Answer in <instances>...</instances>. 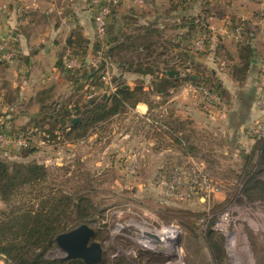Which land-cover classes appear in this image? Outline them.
I'll return each instance as SVG.
<instances>
[{
	"label": "crops",
	"instance_id": "crops-1",
	"mask_svg": "<svg viewBox=\"0 0 264 264\" xmlns=\"http://www.w3.org/2000/svg\"><path fill=\"white\" fill-rule=\"evenodd\" d=\"M239 17L245 18L244 36L237 41L230 34ZM203 32L208 35L207 44L197 52L193 43ZM0 37L9 38L16 51L10 63L0 64V130L6 134L32 131L37 144L44 143V131L34 126L42 116L50 120L44 110L84 107L89 97L116 88L110 79L117 78L130 89L141 86L152 104L136 103L127 111L135 116L127 115L118 124L135 123L139 118L146 121L160 109L165 120L186 122L184 132L192 136L199 132L220 142L228 138L238 142L236 147L244 152L253 149L255 140L246 128L261 117L255 100L264 88L262 3L123 0L108 20L106 76L91 66L96 42L90 0H0ZM243 39L251 54L244 59V74L237 78V69L243 67ZM65 57L75 59L80 66L63 71ZM170 69L177 70L179 76H168ZM92 71L97 76L89 78ZM186 71L196 78H185L182 73ZM207 72L222 91L221 106L205 103L191 81ZM155 77L170 79V86L159 94L154 92ZM74 116L78 115H71V119ZM145 121V127L149 126ZM59 131L54 130L56 139ZM68 131L66 126L63 133ZM123 135L128 136V132ZM142 136L151 145L148 129ZM69 141L75 140L68 139L66 144ZM10 151L16 148H0V153Z\"/></svg>",
	"mask_w": 264,
	"mask_h": 264
},
{
	"label": "rangeland",
	"instance_id": "rangeland-1",
	"mask_svg": "<svg viewBox=\"0 0 264 264\" xmlns=\"http://www.w3.org/2000/svg\"><path fill=\"white\" fill-rule=\"evenodd\" d=\"M109 93L105 89L95 97ZM160 111L146 121L121 125L118 121L128 112L112 115L68 144L65 132L54 128L60 138L47 136L40 145L34 139L33 151L0 153L2 160L41 166L34 181L8 201L0 198V218H8L12 207L32 212L43 208L44 213L58 212L53 225L62 232L84 219L94 229L91 240L102 247L95 264H264V201H248L240 186L257 155L249 161L252 149L244 152L236 147L238 142L208 139L199 132L188 141L192 147L184 155L166 133ZM49 121L40 118L35 124L48 131L53 127ZM146 128L151 145L142 136ZM175 166H182L185 176L205 172L217 191L192 200L168 196L157 179L168 178ZM258 178L264 181V172ZM44 255L62 259L64 253L55 242Z\"/></svg>",
	"mask_w": 264,
	"mask_h": 264
},
{
	"label": "trees",
	"instance_id": "trees-1",
	"mask_svg": "<svg viewBox=\"0 0 264 264\" xmlns=\"http://www.w3.org/2000/svg\"><path fill=\"white\" fill-rule=\"evenodd\" d=\"M242 36H244L243 30ZM246 38L244 37V39ZM244 39L240 45V58L243 67L237 69V74H235L237 78H241L244 74V59H247L251 54V48L249 44L244 45ZM106 52L109 56L108 49ZM87 76L94 78L97 75L93 72ZM169 80L166 77H155L152 80L154 92L159 94L164 91L171 84ZM112 81L116 83L115 91L107 94L106 97L99 96L89 99L84 107H74L73 109L62 107L56 110H44L50 121L52 120L51 123H53V127L49 128L48 131L36 124L34 126L38 130L44 131L48 137H54L55 129L63 132L65 127L68 126L69 131L65 133L66 137L76 140L78 137L84 136L95 123L104 121L115 114L126 113L138 102H145L149 107L152 106L148 93L141 86L137 85L130 89L128 86H123V83L117 78H113ZM191 81L194 85L207 86L223 97L219 84L211 80L209 72L201 74L198 79ZM87 105L89 108L86 107ZM71 115H78L80 121L71 124ZM43 118L44 116H42ZM162 124L166 126L168 136L176 141L182 149V153L184 155L188 154L189 149L192 147V145H188V141L193 136L191 132H184L187 123L177 120H165ZM48 137H43V139L49 140ZM32 147L33 144L23 149L33 151ZM254 154L257 155L255 165L249 163L240 179L241 192L248 201H264V181L258 178V174L264 172V139L255 141L251 155L248 158L249 161L254 157ZM40 170L41 166L35 162H9L0 159V198L8 201L11 195L19 192L21 186L34 181L37 176L35 173ZM9 213L7 214L8 218L4 220L0 218V253L5 254L15 264H86L79 258L62 260L60 258L45 257L46 248L55 246V236L62 233L58 228L59 225H53V222L58 220V215H56L58 212L44 213L43 208L32 212L29 209L12 207ZM82 220L84 219L79 220L80 224L84 223ZM2 242L5 244H2ZM209 245L214 247L212 242H209ZM39 247H42V249L37 251L36 249Z\"/></svg>",
	"mask_w": 264,
	"mask_h": 264
},
{
	"label": "built area",
	"instance_id": "built-area-1",
	"mask_svg": "<svg viewBox=\"0 0 264 264\" xmlns=\"http://www.w3.org/2000/svg\"><path fill=\"white\" fill-rule=\"evenodd\" d=\"M91 7L93 9V25L96 48L94 50V56L91 61V66L97 68L100 74H109V63L107 55V29L108 20L113 9L118 6L123 0H90ZM259 2L264 5V0H248ZM18 10H21L19 8ZM245 22L244 17H239L233 26L230 36L239 41L242 38L243 24ZM208 35L206 32L201 33L193 43L195 51L199 52L204 50L207 44ZM16 56L15 49L12 48L10 39L6 37H0V64L10 63ZM77 66H80L75 59L65 57L62 61L63 71H72ZM187 76H190V72H184ZM196 90L200 93L203 101L207 104L221 106L223 104L222 97L212 91L209 87L204 85H195ZM109 91H115V87L109 88ZM255 104L258 110L261 112V117L254 120L246 128L247 133L255 141L264 139V88L257 94ZM43 137L47 138L44 132L41 133ZM34 140L32 138V131L20 133L16 135L6 134L4 130H0V148L6 149L8 147L25 148L31 145ZM140 152H136V155ZM136 167H132L133 169ZM157 182L163 185L168 196H174L181 200H192L195 198H206L214 194L217 191V186L210 180L209 176L198 170L194 175L185 176V171L182 166H175L168 178L159 175ZM182 186L184 188H182Z\"/></svg>",
	"mask_w": 264,
	"mask_h": 264
},
{
	"label": "water",
	"instance_id": "water-1",
	"mask_svg": "<svg viewBox=\"0 0 264 264\" xmlns=\"http://www.w3.org/2000/svg\"><path fill=\"white\" fill-rule=\"evenodd\" d=\"M166 74L170 77H178L177 70H167ZM190 79L196 78V75H190ZM80 121L78 116L71 119V124ZM94 235V229L88 224H80L75 228L59 233L55 237L57 247L64 253L62 259L80 258L86 264H95L102 258V247L100 243L91 240ZM153 236V235H152ZM1 264H13L6 256L0 254Z\"/></svg>",
	"mask_w": 264,
	"mask_h": 264
},
{
	"label": "bare ground",
	"instance_id": "bare-ground-1",
	"mask_svg": "<svg viewBox=\"0 0 264 264\" xmlns=\"http://www.w3.org/2000/svg\"><path fill=\"white\" fill-rule=\"evenodd\" d=\"M143 231H144V230H143ZM147 238H148V237H147ZM142 240H144V241H145V240H147V239H145V238H144V239H142Z\"/></svg>",
	"mask_w": 264,
	"mask_h": 264
}]
</instances>
